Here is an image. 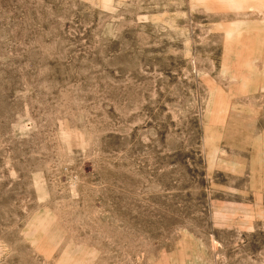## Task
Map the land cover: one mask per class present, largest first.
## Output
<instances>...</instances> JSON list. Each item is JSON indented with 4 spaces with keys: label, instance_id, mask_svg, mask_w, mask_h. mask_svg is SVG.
Instances as JSON below:
<instances>
[{
    "label": "rangeland",
    "instance_id": "1",
    "mask_svg": "<svg viewBox=\"0 0 264 264\" xmlns=\"http://www.w3.org/2000/svg\"><path fill=\"white\" fill-rule=\"evenodd\" d=\"M0 264H264V0H0Z\"/></svg>",
    "mask_w": 264,
    "mask_h": 264
}]
</instances>
